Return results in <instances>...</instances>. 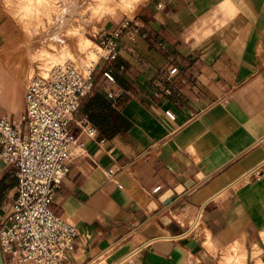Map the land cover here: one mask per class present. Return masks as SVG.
Wrapping results in <instances>:
<instances>
[{"label": "crops", "instance_id": "crops-1", "mask_svg": "<svg viewBox=\"0 0 264 264\" xmlns=\"http://www.w3.org/2000/svg\"><path fill=\"white\" fill-rule=\"evenodd\" d=\"M124 20L74 115L95 136L76 129L52 200L79 231L65 264H219L229 247L264 249V0H147Z\"/></svg>", "mask_w": 264, "mask_h": 264}, {"label": "built area", "instance_id": "built-area-1", "mask_svg": "<svg viewBox=\"0 0 264 264\" xmlns=\"http://www.w3.org/2000/svg\"><path fill=\"white\" fill-rule=\"evenodd\" d=\"M126 26L122 20L98 43L105 61L117 57ZM102 75L114 81L110 70ZM93 86L92 69H81L73 62L50 66L27 81L18 122L0 110V161L16 179L12 200L0 216L4 264H65L73 249L79 231L53 211L52 200L69 171L76 129L95 136L91 125L74 119ZM165 114L173 118L171 112Z\"/></svg>", "mask_w": 264, "mask_h": 264}, {"label": "rangeland", "instance_id": "rangeland-1", "mask_svg": "<svg viewBox=\"0 0 264 264\" xmlns=\"http://www.w3.org/2000/svg\"><path fill=\"white\" fill-rule=\"evenodd\" d=\"M146 1L139 0L131 12L122 13L110 10L107 12V9L103 10L93 0H79L82 7H80L82 13L80 19L70 22L67 27L62 28L63 30L53 27L43 30L42 25H46L51 17L47 11H51L53 6L60 5L59 0H0L1 112L11 121L18 122L23 111L25 85L44 67L57 63L73 62L83 69L82 65L97 62L103 54V51L98 48L96 37L100 28L108 21L132 18L138 7ZM56 33L59 35V44L57 41L51 40V37ZM80 37L91 40L93 44L83 47L84 49H79L75 46V42ZM49 43H53L54 47L48 45ZM43 49L47 50L50 54L49 57L52 58L51 64L48 63L47 66L35 58ZM60 50L62 53L59 52ZM3 171L0 167V178ZM11 175V172L7 173L6 182H9ZM11 197V192H3L0 200L1 213L4 212ZM244 249L240 250V254L230 251V247L223 250L218 257L219 264H264L262 262L264 261V249L254 245L250 256L245 249L246 257ZM226 256L228 259H225ZM222 259L225 260L221 261Z\"/></svg>", "mask_w": 264, "mask_h": 264}, {"label": "bare ground", "instance_id": "bare-ground-1", "mask_svg": "<svg viewBox=\"0 0 264 264\" xmlns=\"http://www.w3.org/2000/svg\"><path fill=\"white\" fill-rule=\"evenodd\" d=\"M93 1H94V3H97V5L100 8H103V10L107 9V12H108V10H110L112 12L119 11L122 13H128V12H131V9L136 4H138L137 2L139 0H93ZM59 2H60V5L53 6L51 8V11H47V13L49 12L51 17L49 18L48 23L47 24L45 23L46 25H44V26L42 25L43 30H48V27H51V28L53 27V28L61 30L62 28L67 27L70 24V22L74 21L75 19H80L82 17V13L80 10L81 6H80L79 0H59ZM88 3H91V2H88ZM51 38H52L51 40L53 42L57 41L59 44V35L57 33L54 34V36ZM75 43H76L75 46L78 47L79 49H81L83 47L85 48V46L93 44V42L91 40H89L85 37H80ZM48 45L54 47L53 43H49ZM98 48H100V47L98 46ZM60 49H61V47H60ZM61 50H63V49H61ZM61 50L59 52H61ZM49 56H50V54H48L47 50L43 49L39 52V54H37V57H35V58H37V60H41L42 62H44V65L47 66V65L51 64V61H52V58ZM64 63H66V62L52 64V66L58 65V64H64ZM95 63H91L90 65H82V67L85 70H90L94 67ZM50 66H48L46 68L44 67L42 70H45V69L49 68Z\"/></svg>", "mask_w": 264, "mask_h": 264}, {"label": "trees", "instance_id": "trees-1", "mask_svg": "<svg viewBox=\"0 0 264 264\" xmlns=\"http://www.w3.org/2000/svg\"><path fill=\"white\" fill-rule=\"evenodd\" d=\"M7 189V184L3 181L0 182V200L2 198L3 192Z\"/></svg>", "mask_w": 264, "mask_h": 264}, {"label": "water", "instance_id": "water-1", "mask_svg": "<svg viewBox=\"0 0 264 264\" xmlns=\"http://www.w3.org/2000/svg\"><path fill=\"white\" fill-rule=\"evenodd\" d=\"M177 191H180V189L176 188ZM0 264H4L3 258H2V254H1V250H0Z\"/></svg>", "mask_w": 264, "mask_h": 264}]
</instances>
